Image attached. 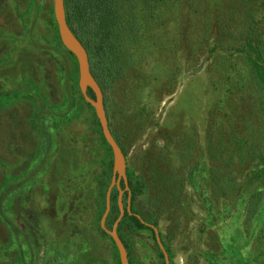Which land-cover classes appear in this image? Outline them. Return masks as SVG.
Returning <instances> with one entry per match:
<instances>
[{"label":"trees","instance_id":"16d2710c","mask_svg":"<svg viewBox=\"0 0 264 264\" xmlns=\"http://www.w3.org/2000/svg\"><path fill=\"white\" fill-rule=\"evenodd\" d=\"M8 1L0 0V17L10 18L0 24V121L19 118L20 111L13 108L22 105L34 120L30 133L39 143L33 153L23 151L19 175L1 176L0 222L6 223L2 226L8 235L5 243L0 240V264H121L113 238L101 227L113 177L112 149L79 88L78 62L60 40L53 0H11L10 13ZM65 9L68 26L89 54L111 131L126 159V147L109 115L113 97L123 93L129 105L153 103L174 93L182 73L206 72L212 92L220 96L208 121L206 158L193 157V129L185 111V121L166 147L150 154L145 171L164 173L163 180L172 184V195L179 200L188 185L197 188L203 183L212 202L228 201L225 211L217 210L220 217L237 204L232 216L233 262L264 264V0H65ZM14 22L25 27L22 34L13 29ZM15 51L25 62L32 54L34 67L29 66L27 78L14 81L9 74ZM40 63L48 65L51 83ZM88 94L95 99L92 90ZM75 120L89 126L82 137H72L81 142L82 150L73 155V162L66 160L58 170L52 169L62 138ZM171 128L168 123L161 130L165 139ZM26 140L34 148L33 140ZM127 176L131 213L125 193L126 213L118 234L130 264H166L153 228L161 232L159 206H153L151 198L145 205L156 184L131 168ZM120 188L126 189L124 181ZM119 197L115 187L106 221L109 230L121 213ZM214 220L209 211L203 231L213 229ZM244 234L249 237L244 239ZM160 235L170 264H175L170 245ZM102 240L110 243L109 260L92 250ZM250 240L257 246L253 258L241 253L242 242ZM138 249L150 258L139 260ZM200 253L209 264H226L217 253Z\"/></svg>","mask_w":264,"mask_h":264},{"label":"rangeland","instance_id":"374dc122","mask_svg":"<svg viewBox=\"0 0 264 264\" xmlns=\"http://www.w3.org/2000/svg\"><path fill=\"white\" fill-rule=\"evenodd\" d=\"M13 4L14 2L11 0L6 4L9 13L14 11ZM2 19L10 20V18L6 19L2 16L0 24L3 21ZM14 23L13 29L22 34L25 27L16 24V22ZM26 39L29 41L32 38L30 39L27 35ZM44 43L45 41L42 42V44ZM11 49H14V47H11ZM31 57L32 54L25 62L22 54L15 51V54L11 55L10 62L13 66L12 72L10 71L9 75L12 74V80L27 78L29 66L34 67L33 59L30 60ZM204 65L205 63L202 62L200 66ZM39 66L42 68V71L43 69L47 70L46 76L51 83L52 78H50L48 65L40 63ZM67 70L65 71L66 73ZM2 83L5 84L6 82L2 81ZM212 91L213 89L209 85L204 70L196 73L188 72L182 73L178 86L171 95H164L157 101L152 100L153 103H150L151 100L150 102H147V100L138 104L133 102V105H129L126 103L125 97H123L124 94L120 93L113 97L109 108V115L114 126V131L122 138L126 147L127 168L133 169L135 174L141 179L156 184V189L146 198L145 205H150V202L147 200L151 198L152 205L155 207L159 206L158 209L161 212V215L159 214L161 232L159 233L163 235L166 242L170 245L174 254L173 261L175 264H209L202 257L201 251L217 253L219 260H226V264H234L231 253L232 242L235 238L234 234L231 233L232 225L234 224L232 216L238 210V205H233L229 214L220 217L217 210L225 211L228 201L222 200L217 202L213 200L212 202L210 198L211 192L208 191V188L203 183H200L197 188L188 185L184 198L182 196V199L179 200L172 195V184L170 183L169 185L166 180H163V178L165 179L164 173L155 175L151 169L145 171L150 161V154L156 153V151L166 147L170 135L172 133L175 134L180 124L185 121V111L188 116L190 115V123L193 129L191 142L196 148V152L193 150V157L194 159L198 157L200 161L202 160L201 155H203V159L206 158V152L203 151V148L206 147L207 142L208 121L210 120V113L220 102V96L217 97V94ZM54 98L57 100V95ZM191 103L190 108H187ZM22 108V105L13 108L16 111L19 110L21 113V116L19 118L15 117L14 121H0V184L3 178L1 176L4 173L10 172L12 176L20 174L22 164L24 163L23 151H25L24 155L30 152L33 153L39 143L37 138L35 139L32 133H30L29 126L34 120L32 121L31 117L29 120V116H27L28 111L25 114ZM13 109L11 111H14ZM190 109L191 114L189 112ZM137 111H140L139 115ZM168 123L172 124V128L171 133L165 139L162 136L161 130H164ZM87 125L83 120H75L70 124L58 147L60 153L59 159L55 162V168L53 166L52 169L58 170L61 168L60 164L66 163V160H70L69 163L73 162V155L80 154L82 150L81 142L72 139V137H75V139L82 137L88 131L89 126ZM26 139L33 140L34 148L31 147L32 143H28ZM32 164L33 161H31ZM15 178L17 179H12L14 183L18 181V176ZM221 202L223 203L220 206ZM182 203H185L184 207ZM35 204L40 205L37 201H35ZM209 211H211L215 219L213 229L210 227L211 229L203 231V226L207 223ZM2 224L6 226L4 221L0 222V240L2 243H5L8 233ZM247 237L249 235L244 234V239ZM218 238L223 241L224 246L221 247ZM102 241L103 244L94 243L92 250L97 255L98 253L104 254L106 260H109L108 249L110 243L109 241ZM15 244H18V242L16 241ZM242 244L241 253L243 256L253 258V255L257 252L256 244L252 243V240H250L249 244H246L245 241ZM45 249L43 248L41 256H44ZM136 256L139 260H143L148 255L146 250L138 249L136 250ZM147 264L151 263L148 262Z\"/></svg>","mask_w":264,"mask_h":264},{"label":"water","instance_id":"95a60500","mask_svg":"<svg viewBox=\"0 0 264 264\" xmlns=\"http://www.w3.org/2000/svg\"><path fill=\"white\" fill-rule=\"evenodd\" d=\"M53 7H54V15H55L56 23L58 25L60 40L63 46L76 57L78 62L79 88L81 90V93L83 94L86 102H88L94 108L95 114L100 122L103 135L106 141L108 142V144L111 146L113 153V177H112L111 186L107 193L106 211L101 220V227L109 236L113 238L119 251L121 264H130L128 251L118 234L119 224L124 218L126 213L123 204L124 190L120 188L121 182L124 181L126 185V190L127 191L130 190L128 186L129 183L127 176V159L123 150L115 140L114 135L111 131L110 123L108 120L106 107H105L104 93L92 74L89 54L86 48L84 47V45L74 35L72 30L68 26L67 18H66L65 0H53ZM89 90H92V92L95 95V99L89 96L88 94ZM116 186L120 190L119 206L121 213L118 220L115 222L113 229L109 230L106 227V221L111 211L112 190ZM127 211L131 213V194L129 198V205L127 207ZM153 228L155 230L156 238L159 243V246L165 255L166 264H170L168 253L161 240V235L156 227Z\"/></svg>","mask_w":264,"mask_h":264},{"label":"flooded vegetation","instance_id":"af4514ba","mask_svg":"<svg viewBox=\"0 0 264 264\" xmlns=\"http://www.w3.org/2000/svg\"><path fill=\"white\" fill-rule=\"evenodd\" d=\"M0 18H2V17H0ZM121 185V184H120ZM117 187V186H116ZM125 193H127L128 194V196H129V198H130V191H127L126 189L124 190V194H123V196L125 195ZM132 196V195H131ZM128 205H129V199H128Z\"/></svg>","mask_w":264,"mask_h":264}]
</instances>
